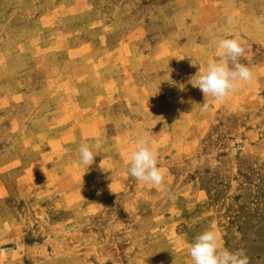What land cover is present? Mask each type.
<instances>
[{"label":"rangeland","instance_id":"1","mask_svg":"<svg viewBox=\"0 0 264 264\" xmlns=\"http://www.w3.org/2000/svg\"><path fill=\"white\" fill-rule=\"evenodd\" d=\"M234 37L253 77L201 112ZM145 131L159 187L128 171ZM209 229L264 264V0H0V264H194Z\"/></svg>","mask_w":264,"mask_h":264},{"label":"clouds","instance_id":"2","mask_svg":"<svg viewBox=\"0 0 264 264\" xmlns=\"http://www.w3.org/2000/svg\"><path fill=\"white\" fill-rule=\"evenodd\" d=\"M227 22L233 23L232 18L229 17ZM244 44L245 42L239 37L219 39L216 42L217 58L210 60L205 68L200 66L197 74L190 78L189 82L192 86L199 88L205 96L201 112H207L211 107L208 97H212L215 101H223L230 93L240 88L241 82L252 79V71L239 62V58L245 55ZM94 147L97 149L95 153L88 143L82 144L79 148L80 162L86 167L93 163L101 145L97 143ZM128 160L131 177L157 187L163 184L164 170L158 167V156L147 131L136 138ZM100 168L107 170L102 161ZM189 254L194 264H249V257L243 249L233 252L222 247L220 236L214 229L206 230L196 236L189 247Z\"/></svg>","mask_w":264,"mask_h":264},{"label":"crops","instance_id":"3","mask_svg":"<svg viewBox=\"0 0 264 264\" xmlns=\"http://www.w3.org/2000/svg\"><path fill=\"white\" fill-rule=\"evenodd\" d=\"M49 20H55V18H53V14L50 12H44L43 14H41L39 22L35 26H33L32 28H28V29H20L18 31L20 33H25V35L28 36L27 37L28 39L24 42L25 46L28 44V41L30 39V34H32L33 32L37 31V33H48V31H51L55 28V27H48V24H50ZM16 51H18V49H16ZM56 112L57 110H55V112L53 113H56Z\"/></svg>","mask_w":264,"mask_h":264}]
</instances>
